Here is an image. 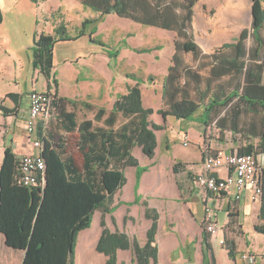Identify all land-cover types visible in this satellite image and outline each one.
<instances>
[{"label": "trees", "instance_id": "1", "mask_svg": "<svg viewBox=\"0 0 264 264\" xmlns=\"http://www.w3.org/2000/svg\"><path fill=\"white\" fill-rule=\"evenodd\" d=\"M32 1L40 3L43 0ZM145 1L155 11V20L151 21L154 12L144 6L147 18L141 21L179 33L185 38L182 51L200 52L195 34L185 28L175 3L168 6L169 0ZM184 1L187 3L189 0ZM85 5L103 14L131 16L126 0H115L110 6L86 0ZM140 17L136 16V19ZM252 17L253 46L249 51L244 43H225L213 53L203 54L197 68L188 67L182 75L169 70L162 79L163 107L157 113L164 119L169 116L189 119L202 111L201 121L205 125L215 121L221 132L229 130L240 138L239 154L264 155V0H253ZM2 19L0 8V23ZM87 23L89 20L83 23V28ZM245 35L246 32L242 38ZM70 39L72 36L62 23L55 28L54 34L41 32L35 36L33 63L48 80V91H52V84L58 85L53 72L55 43ZM240 42H243L242 39ZM224 63L235 72L227 81L222 80L224 75L214 72V67ZM207 68L213 74L204 76L200 73ZM128 77H135L137 83L128 87L126 93L118 95L110 112L104 107L97 108L92 103L81 102L84 108L95 111V114L93 119H84L80 124L75 110L60 112V98L55 92L57 112L52 118H56V124L63 125L69 132L78 128L76 145L81 160L69 152L66 137L57 138L54 132L57 125L49 121L44 127L41 123L38 134L42 137L46 161L44 187H27L15 182L18 156L12 147H6L0 167V233L5 235L7 246L25 251L23 264H75L77 236L81 230L91 226L96 210L103 212V231L97 250L107 256V264H117L118 250L129 248L133 249L137 264H150L151 261L159 264L157 209L144 202L146 217L152 220L144 245L137 238L131 239L126 232L110 231L104 217L114 211V195L127 180L126 167H136L137 185L142 174L148 170V166H141L133 155V148L139 146L144 154L154 157L158 145L155 131L163 128L150 119L155 110L144 105L142 80L134 74H128ZM8 96L18 99L16 93H9ZM71 103L74 108L80 104L76 101ZM5 110L8 111L7 108ZM120 115L126 121L116 126ZM179 165L174 166L175 171ZM260 184L262 193L258 217L261 222L256 224L255 229L264 234V165L260 170ZM236 216L233 210L229 211V224L233 227L237 225ZM223 246L228 250L229 257L236 261V242L227 236Z\"/></svg>", "mask_w": 264, "mask_h": 264}, {"label": "crops", "instance_id": "2", "mask_svg": "<svg viewBox=\"0 0 264 264\" xmlns=\"http://www.w3.org/2000/svg\"><path fill=\"white\" fill-rule=\"evenodd\" d=\"M30 1L32 4L40 7L41 4L47 0H43L40 3H34L32 0ZM70 1V3L76 5V8L84 6L99 12L101 15L103 14L101 11L94 9L93 7L85 5L86 0ZM93 1L95 4H108L109 6L115 3V0ZM211 1L215 2V0ZM21 2L22 0H0V8L3 13V19L0 26L4 23L6 14L10 11L12 13H17L18 10L17 18L20 19L22 16H19V14H23L22 12L25 11L26 7L31 13L33 6L28 4V2L27 4L25 2L26 7H23ZM203 2L202 0H189L186 3L184 0H169L168 6L173 3L177 5V11L181 15L185 28L195 34L196 23L199 21L206 25L212 24L209 18H207V15L199 7ZM126 3L129 5V13L131 15L127 18L131 20V22L133 21L141 25L159 28L153 24L141 21V19L145 20L147 18L144 6H147L149 11L153 9L148 2L145 0H126ZM225 3L226 17L224 23L223 25H217L214 22V28L231 30L233 22L241 21L240 30L243 33L246 32L249 37V34L251 35V25L253 20V0H225ZM67 8L69 9V5L66 7L65 5L60 4L58 7L47 6L46 9H41L40 17L44 18L46 23L52 25V28L50 29L51 31H49L48 34H54L55 28L62 23L66 26L67 32L72 36L69 32V26H71L73 21L70 16L68 17L69 10ZM54 11L58 12L60 16H53ZM152 11L154 14L151 21L154 22L155 11ZM118 15L120 16V14ZM136 16L141 17L138 20L136 19ZM98 18L99 17L90 16L89 18H85L83 23L86 20H89V23H91ZM89 23H87V25ZM41 32H35L33 45L35 36ZM175 33L176 37L174 42H176V46L169 55L168 65L163 75L167 74L169 70H174L182 75L186 68L193 67L187 63L185 56H183V53H189L181 50L185 38L180 36L179 33ZM196 43L200 48V52L190 54L193 55L198 64L203 54H211L217 49L212 50L210 48H202L197 41ZM225 43L231 44V42ZM225 43L219 47L223 46ZM160 46H163V44H156L152 47L156 48ZM245 46L249 51L251 46H253V42H250L248 45L245 44ZM147 48L150 47L147 46L146 49ZM141 49H145V47ZM34 69L37 73L43 75L39 69L35 68V66ZM53 72L55 73V78L58 80V85L55 86L52 84L51 89L52 91L57 92L58 97L60 98V112H62V110L67 112L75 110L77 113V110H84L81 102H89L93 105L98 103L91 99V97H78L77 95L69 97L64 95L60 91V81L57 72L55 71V67L53 68ZM94 72L98 73L96 70H94ZM200 73H202V71H200ZM210 73L213 74L211 69ZM232 74H235V72L226 75L231 76ZM125 78L126 81H123L121 84L123 88L115 91L116 94L113 97V104L119 94L126 93L128 87L134 86L137 83L134 79L135 77H128L127 75ZM137 78L140 77L137 76ZM140 79L142 80V78ZM45 82L44 89L39 91H48L50 89L47 79ZM8 94L9 93H6L5 95ZM4 98L5 97H0V102L1 100L4 101L3 104L0 103V138L5 140L2 151L5 152L6 147H12L14 153L18 157L23 154L36 153L38 149L34 147L31 138H29L25 130V118L28 114L27 97L24 98L18 94L17 100L10 98L11 100L7 102ZM71 101L80 102V104H78V107L74 108L73 105H71ZM95 106L97 108L104 107L108 112L113 108V105L111 107H106L105 105L100 104ZM145 107L153 108L151 105H145ZM5 108H7L8 111H6ZM158 109H156L150 116V119L153 122L163 126L162 129L155 131L158 141L155 155L151 158L144 154L141 147L135 146L133 148V155L138 158L141 166H148V170L142 174L137 185L136 167H126L125 175L127 180L123 187H121L114 195V202L112 204L114 211L112 213H107L104 216L108 229L112 232H126L131 239L137 238L140 244L144 245L147 241L148 230L152 225V220L147 218L145 214L146 207L144 202H148L151 208H155L159 212L158 230L156 235L159 250V264H229V261L230 264H259L261 257L262 260H264V251H262V253H257L255 251L254 245L251 244L246 236L245 223L249 220L250 229L256 234H262L258 233L255 229L256 224L261 222L258 217L261 201H252L249 188L242 194L239 201H232L230 194H222L213 197V204L218 205L219 208H223L226 213L224 223H221L223 226L230 227V231L226 234V237L228 236V238L233 239L237 245L238 254L236 261H234L229 257L228 250L219 241V236L221 234L213 236L205 230L203 195L194 184L195 177L203 172L205 150L210 148L213 151L223 150L226 152H236L241 144L240 138L233 135L229 130L221 132V130L215 125V121L209 125H205L201 121L202 111L199 114H196L195 117H191L194 122H190V118L176 119L169 116L164 119L161 114L157 113ZM91 112V117L84 119H93L95 111ZM84 119L79 120L77 113L78 124ZM125 121L126 120L120 115L116 126H120ZM95 124L103 125V123L97 122ZM62 126L59 124L58 127L54 129L57 138L62 137L64 139L70 134L77 135L79 133L78 128L75 132H69ZM173 128L179 130V134H181L180 139H183L185 136L189 138V135H192L196 140L195 146L192 149L180 148L175 142L174 135L169 132V130ZM159 135L161 136V140L159 139ZM183 146L185 145L183 144ZM3 159H1V163L3 162ZM176 164L180 165L175 171L174 166ZM261 164L262 166L264 165V156L261 157ZM214 172L219 177H225L229 174V171L226 168H218ZM230 210L237 213L235 232L233 231V226L229 224L231 221L229 217ZM217 216L219 219V213H217ZM102 217L103 212L101 210H96L93 215L91 226L79 232L75 247V264H107V256L97 250V245L103 231L101 224ZM250 233L252 234V232ZM252 235L254 237V234ZM5 240V235L0 233V264H23L25 251L16 250L7 246ZM244 255L253 256L254 263H250L248 259L243 257ZM117 257V264H137L132 248L119 249ZM150 264L155 263L151 261Z\"/></svg>", "mask_w": 264, "mask_h": 264}, {"label": "rangeland", "instance_id": "3", "mask_svg": "<svg viewBox=\"0 0 264 264\" xmlns=\"http://www.w3.org/2000/svg\"><path fill=\"white\" fill-rule=\"evenodd\" d=\"M204 0H202L203 2ZM31 4L33 9H27L26 4ZM70 0H47L40 7L32 4L30 0H22L21 5L26 7L21 19L17 18V13L11 11L6 14L4 23L0 26V97H5L7 102L11 100L6 93L15 92L26 98L34 90L44 89L45 77L37 73L33 66V38L35 32L51 31L52 25L46 23L40 17L42 8L58 7L62 4L68 7V17L72 19L69 32L72 39L59 41L54 46V67L60 81V91L69 97H91L98 102L95 105H113V97L116 90L122 89L123 81H126L128 74H134L143 80V99L146 106H152L154 110L163 107L160 88L163 73L169 61V55L176 46V33L152 26L141 25L131 22L126 16L118 14H99V12L88 8H76ZM71 4V5H70ZM199 7L207 15L212 24L206 25L199 21L196 23V41L206 49H216L225 42L233 45L253 42L252 36L246 33L242 38L241 21L232 23L231 30L214 28L213 23L223 25L225 19V0H205ZM23 9V8H22ZM57 9V8H55ZM71 11V12H70ZM70 12V14H69ZM53 16H60L54 11ZM99 17L83 28L85 18ZM54 18V17H53ZM56 18V17H55ZM39 20V21H38ZM38 21V22H37ZM264 36V30H263ZM242 39L243 42H240ZM156 44H163L158 48H153ZM149 46L147 52L140 51L141 48ZM264 55V53H263ZM185 60L193 68L199 64L192 54H185ZM264 61V58H263ZM197 64V65H196ZM229 64H220L214 67V72L222 74V80L227 81L228 71L233 72V68H228ZM94 70L98 71L95 73ZM204 76L210 74V69L202 70ZM152 79H149V77ZM5 95V96H4ZM4 101L1 100V104ZM199 111L196 114H199ZM78 119L82 120L91 117L92 112L84 108L77 110ZM195 117V115H194ZM246 118V117H245ZM161 119V118H159ZM193 119L190 118V122ZM57 125L56 118L50 119V124ZM20 128V127H18ZM178 128V127H177ZM173 128L169 130L175 137V142L180 148L192 149L196 140L189 135V144L183 146L185 138H181L179 130ZM76 135H68V150L79 161L81 153L76 145ZM161 140V136L159 135ZM4 141L0 138V167L1 159L4 157ZM182 144H181V143ZM219 213V223H224L226 213L223 208L216 209ZM247 238L254 245L257 253L264 251V234H256L250 229L249 220L245 223ZM252 232V234L250 233ZM230 264V261H229ZM259 264H264L262 257Z\"/></svg>", "mask_w": 264, "mask_h": 264}, {"label": "built area", "instance_id": "4", "mask_svg": "<svg viewBox=\"0 0 264 264\" xmlns=\"http://www.w3.org/2000/svg\"><path fill=\"white\" fill-rule=\"evenodd\" d=\"M28 114L25 118V130L35 148L36 153L23 154L18 157L17 173L14 180L17 184L27 187H44L46 183V161L43 157V141L39 136V125L47 126L50 119L56 114L55 92L37 91L29 93ZM183 144H189L188 137H184ZM261 154H239L237 151L205 150L203 159V172L194 179V184L203 195L205 219L204 228L213 236H219L222 245L225 244L226 234L230 227L219 223L213 197L230 194L232 201H239L242 194L249 188L251 199L257 202L261 197L260 170L262 167ZM218 168H226L229 174L219 177L215 174ZM233 228H236L234 226ZM250 263H254L253 256H243Z\"/></svg>", "mask_w": 264, "mask_h": 264}]
</instances>
